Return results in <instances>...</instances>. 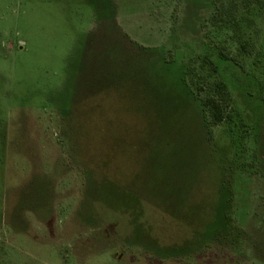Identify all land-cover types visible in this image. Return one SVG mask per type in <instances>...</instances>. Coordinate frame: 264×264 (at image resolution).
Returning a JSON list of instances; mask_svg holds the SVG:
<instances>
[{"label":"rangeland","instance_id":"374dc122","mask_svg":"<svg viewBox=\"0 0 264 264\" xmlns=\"http://www.w3.org/2000/svg\"><path fill=\"white\" fill-rule=\"evenodd\" d=\"M0 264H264V0H0Z\"/></svg>","mask_w":264,"mask_h":264},{"label":"trees","instance_id":"16d2710c","mask_svg":"<svg viewBox=\"0 0 264 264\" xmlns=\"http://www.w3.org/2000/svg\"><path fill=\"white\" fill-rule=\"evenodd\" d=\"M217 86L219 87L217 93L219 94L220 98L224 101H227L230 96L226 86L222 82H217ZM221 99H219V97H213L205 101V107L210 109L212 122L215 125H219L226 120L225 110ZM222 187L224 188V186ZM225 202L226 198L224 199V202H220L218 205L223 207ZM218 208L220 209V206H218Z\"/></svg>","mask_w":264,"mask_h":264}]
</instances>
